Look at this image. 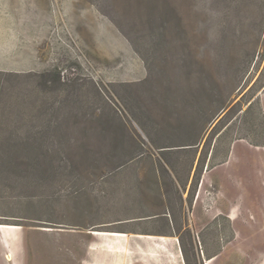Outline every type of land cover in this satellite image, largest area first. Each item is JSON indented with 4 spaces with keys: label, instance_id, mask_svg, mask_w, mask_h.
<instances>
[{
    "label": "rangeland",
    "instance_id": "rangeland-1",
    "mask_svg": "<svg viewBox=\"0 0 264 264\" xmlns=\"http://www.w3.org/2000/svg\"><path fill=\"white\" fill-rule=\"evenodd\" d=\"M51 13L0 56V264H264V0Z\"/></svg>",
    "mask_w": 264,
    "mask_h": 264
},
{
    "label": "crops",
    "instance_id": "crops-1",
    "mask_svg": "<svg viewBox=\"0 0 264 264\" xmlns=\"http://www.w3.org/2000/svg\"><path fill=\"white\" fill-rule=\"evenodd\" d=\"M57 1L0 0V13L3 8H8L12 13L0 15V56L23 55L28 57V62L25 61V65L31 63L35 56L38 58L35 60L38 69H42L43 62L40 60L42 53L55 51V46L51 45L50 37L52 34L53 37L56 34L57 16L55 13H51V6L55 5ZM18 8L24 14H18ZM12 69L25 70L27 68ZM105 234L114 235L116 233ZM6 244L4 240V246L8 248Z\"/></svg>",
    "mask_w": 264,
    "mask_h": 264
},
{
    "label": "bare ground",
    "instance_id": "bare-ground-1",
    "mask_svg": "<svg viewBox=\"0 0 264 264\" xmlns=\"http://www.w3.org/2000/svg\"><path fill=\"white\" fill-rule=\"evenodd\" d=\"M11 255H8V258H7V260L9 261V262H11ZM209 263H211V262H209Z\"/></svg>",
    "mask_w": 264,
    "mask_h": 264
}]
</instances>
